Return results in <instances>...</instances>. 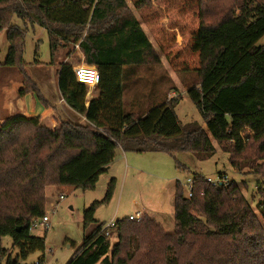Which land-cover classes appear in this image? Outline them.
<instances>
[{
	"label": "trees",
	"instance_id": "16d2710c",
	"mask_svg": "<svg viewBox=\"0 0 264 264\" xmlns=\"http://www.w3.org/2000/svg\"><path fill=\"white\" fill-rule=\"evenodd\" d=\"M30 27L48 31L52 54L60 46L70 47L72 54L79 45L83 62L98 69L100 83L87 106L89 89L74 72L81 60L72 54L60 65L58 85L66 104L86 121L50 128L40 118L19 115L1 127L0 264H21L45 251L46 239L32 236L30 228L46 216L47 188L95 190L120 148L136 153L180 149L207 161L217 152L213 139L238 174L250 169L264 180V46L258 45L264 37V0H240L236 11L227 9L216 23L199 26L194 47L199 79L187 92L208 131L199 123L181 125L175 112L180 98L165 99L141 114L127 110L125 69L130 73L132 67L160 63L127 0H0V33L5 31L8 43L0 71L17 68L25 80L20 95L33 92L44 101L27 72L28 66L43 63L24 59ZM169 140L173 147L165 144ZM191 179V198L180 182L175 186L173 234H165L148 215L128 218L113 226L118 242L112 249L104 223L88 229L114 194L113 178L106 198L85 210L86 235L69 264H264L263 184L255 211L235 181L213 187L198 172ZM4 237L19 250L16 259L2 246Z\"/></svg>",
	"mask_w": 264,
	"mask_h": 264
},
{
	"label": "rangeland",
	"instance_id": "374dc122",
	"mask_svg": "<svg viewBox=\"0 0 264 264\" xmlns=\"http://www.w3.org/2000/svg\"><path fill=\"white\" fill-rule=\"evenodd\" d=\"M127 2L133 14L140 20L155 53L160 58V63L132 67L130 73L129 69L125 72L123 85L127 110L135 111L137 114L146 111L142 109L141 104H135L133 101V97L139 92L154 89L158 94L157 100H162L168 97L171 91L173 98H180L175 112L181 125L186 127L191 123H199L208 131L200 111L187 92L199 79L196 71L199 68V57L194 51L195 39L202 22L216 23L220 19V14L227 9L236 11L240 0H127ZM135 3H139V6L137 7ZM18 24L23 27L19 21ZM258 45L264 46V37ZM7 51L8 43L6 33L3 31L0 33V60L6 57ZM72 54L70 47L62 46L52 54L48 31L40 27L28 29L24 59L29 63L34 60L44 63L40 67H28L30 74L39 79L36 80L43 91L45 88L42 87L56 83V73L60 65ZM73 59L79 62L77 56H73ZM53 61L56 71H48L46 64ZM79 65L86 64L80 62ZM212 141L217 152L207 161H199L193 154L180 149H176L174 153H136L122 150L123 153L118 149L117 155L120 156L117 158L116 155L115 163L100 177L95 190L87 191L72 186L47 188L45 213L50 218V228L46 230L39 227L31 232L32 236L46 239V249L44 252L32 254L26 261L21 260L20 263L69 264L82 247L86 235L83 222L85 210L106 198L108 186L113 178L116 179L114 194L108 203L97 209L95 214L97 223L90 226L88 233L102 223L106 228L140 212L155 219L165 234H173L175 186L180 182L186 195V185L194 172L213 180L218 179L219 173H225L231 181L238 184L253 209L257 211L258 185L262 183L264 186V180H261L263 177L253 174L250 169L238 174L230 165V155L225 153L217 142L213 139ZM165 144L174 146L172 140ZM178 164L187 166L188 169L180 170ZM126 165H129L128 171ZM108 231L111 233L113 249L118 242L115 229L108 228ZM2 246L11 252L13 259L19 256L20 252L14 248L11 237H4Z\"/></svg>",
	"mask_w": 264,
	"mask_h": 264
},
{
	"label": "crops",
	"instance_id": "0c3cea01",
	"mask_svg": "<svg viewBox=\"0 0 264 264\" xmlns=\"http://www.w3.org/2000/svg\"><path fill=\"white\" fill-rule=\"evenodd\" d=\"M73 56L79 57L81 63L83 62V55L80 51L79 45H76L73 49ZM4 60V59H3ZM1 60V61H3ZM70 57L67 56L65 62L69 61ZM28 62V61H27ZM29 63V62H28ZM32 63V62H31ZM42 65H35V67H40ZM55 65V64H54ZM54 65L46 64L48 71H56ZM34 66V65H30ZM29 67V66H28ZM27 67V72L30 74ZM129 68L125 69V72ZM59 71V70H58ZM58 71L57 81L56 83H50L45 88V91L41 89L39 86V82L35 79L31 74V78L33 82L36 84L38 89L41 92L44 101H41L38 96L29 92L25 95H20V91L25 89V80L24 75L17 68H9L3 69L0 71V129L3 124L12 117L15 116H24L27 118H40L41 123L50 127L55 128L63 121H72V122H82L84 123L86 120L82 116L75 113L65 102L62 97V94L58 85ZM98 92L96 87L89 89V94L87 97V106H89L92 98L96 97ZM132 96H134L132 94ZM152 98L151 100L149 98ZM158 94L152 89V91H142L139 92L137 96L133 97V101L135 104H141L143 110L149 109V107L155 104H158L165 99L171 100L172 92L168 94V97L163 98L162 100H157ZM150 104V105H149ZM136 109V108H135ZM139 111V110H138ZM123 149L120 148V151ZM118 153V152H117ZM117 155V154H116ZM120 156L119 154L117 155ZM122 158L124 156L122 155ZM116 159V157H115ZM115 161V160H114ZM113 161L112 165L115 163ZM127 171L129 169V165L125 166Z\"/></svg>",
	"mask_w": 264,
	"mask_h": 264
},
{
	"label": "built area",
	"instance_id": "2783aa9c",
	"mask_svg": "<svg viewBox=\"0 0 264 264\" xmlns=\"http://www.w3.org/2000/svg\"><path fill=\"white\" fill-rule=\"evenodd\" d=\"M76 79L79 83L85 85L88 89L90 87L94 88L97 87L100 83V74L96 67L88 66V65H77L74 68ZM231 180L228 178V176L224 173L222 175H218V179H207V182L212 185L213 187H221L223 185H227ZM187 198H191L194 195V183L193 179H189L188 183L186 185ZM61 199H63V196H61ZM143 217V214L138 212L135 215H132L129 217L131 221H139ZM50 218L48 216H45L40 219H35L33 223L31 224V231H33L36 228L43 227L44 229L48 230L50 228ZM113 224H110L109 227H106L107 232L106 235L110 236V231H108V228H113ZM39 264V263H38Z\"/></svg>",
	"mask_w": 264,
	"mask_h": 264
},
{
	"label": "bare ground",
	"instance_id": "6f19581e",
	"mask_svg": "<svg viewBox=\"0 0 264 264\" xmlns=\"http://www.w3.org/2000/svg\"><path fill=\"white\" fill-rule=\"evenodd\" d=\"M90 88H92V87H90Z\"/></svg>",
	"mask_w": 264,
	"mask_h": 264
}]
</instances>
